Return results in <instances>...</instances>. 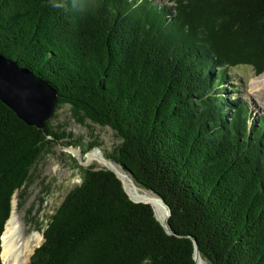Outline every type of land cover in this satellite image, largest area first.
Listing matches in <instances>:
<instances>
[{
	"label": "trees",
	"instance_id": "trees-1",
	"mask_svg": "<svg viewBox=\"0 0 264 264\" xmlns=\"http://www.w3.org/2000/svg\"><path fill=\"white\" fill-rule=\"evenodd\" d=\"M169 2L0 0V53L57 88L55 112L67 104L114 131L105 156L164 199L174 232L89 166L27 264H196L189 236L207 264H264V112L250 122L248 103L222 91L233 67L264 73V0ZM52 118L28 125L0 100V264L14 194L19 209L66 134Z\"/></svg>",
	"mask_w": 264,
	"mask_h": 264
},
{
	"label": "rangeland",
	"instance_id": "rangeland-1",
	"mask_svg": "<svg viewBox=\"0 0 264 264\" xmlns=\"http://www.w3.org/2000/svg\"><path fill=\"white\" fill-rule=\"evenodd\" d=\"M155 1L160 4H173L169 0ZM229 73L240 82L232 80L233 84H230L232 86H226L228 92L225 88L222 91L228 94L236 90L234 94L250 106L252 122L255 116L264 112V82L256 81L260 75H256L249 65H238L229 70ZM51 123L57 130L66 134L58 142L52 143L32 168L31 182L27 186L21 208L18 209L17 193L13 197L12 210L14 208L19 223L16 231L24 237L32 232H39L43 236V230L51 215L61 205L69 191L81 182L85 168L89 166L107 168L97 160L83 164L81 157L94 149L105 156L120 142L109 126H102L89 120L84 123L77 121L67 104L57 109ZM69 141L71 144L67 143ZM90 142L94 144L91 146ZM70 147L80 150V156L73 154L69 150ZM42 242H34L32 248L41 245ZM2 263L6 264L3 260Z\"/></svg>",
	"mask_w": 264,
	"mask_h": 264
},
{
	"label": "water",
	"instance_id": "water-1",
	"mask_svg": "<svg viewBox=\"0 0 264 264\" xmlns=\"http://www.w3.org/2000/svg\"><path fill=\"white\" fill-rule=\"evenodd\" d=\"M57 99H58V90L56 87L50 84L43 77L36 75L27 66L19 65L17 61L8 58L4 54L0 53V100L3 101L5 104H7L18 115L20 119H22L28 125L35 126L40 129L44 128L46 122L52 118L55 112L57 106ZM79 153H81V151H79ZM119 165L122 167L121 164ZM117 177L119 178L118 175ZM120 181L123 185L121 179ZM123 188L133 201L149 204L153 209L156 219L160 222L163 228L168 233L171 234L174 233L168 221L171 213L170 208L168 207V205L166 204V202L162 197H160L151 190L142 188L158 196L163 202V204L166 206L168 210V219L166 221V224H163L159 220L153 206L150 203L145 201L134 200L126 191L124 185ZM12 205H13V200H12ZM189 237L192 239L194 243V248H195L194 259L196 261V253L200 254L198 244L194 237L192 236ZM1 240H2V236H1ZM196 264H198L197 261Z\"/></svg>",
	"mask_w": 264,
	"mask_h": 264
},
{
	"label": "bare ground",
	"instance_id": "bare-ground-1",
	"mask_svg": "<svg viewBox=\"0 0 264 264\" xmlns=\"http://www.w3.org/2000/svg\"><path fill=\"white\" fill-rule=\"evenodd\" d=\"M258 82H264V74L256 78ZM76 156H80L79 151L70 147L69 149ZM85 157V159H84ZM81 157L83 164L89 163L92 160H97L102 165L113 170L122 180L123 185L129 195L137 201H145L150 203L159 220L166 224L168 219V210L161 199L150 191L138 187L129 176V174L117 163L109 158H106L99 150L94 149ZM14 207V206H13ZM16 212L13 208L10 218L8 219L4 233L2 235V252L1 258L6 264H27L32 254V244L34 242H42L43 236L39 232H32L29 236L24 237L21 233H17L16 229L19 227ZM196 261L198 264H205L200 254L196 253Z\"/></svg>",
	"mask_w": 264,
	"mask_h": 264
}]
</instances>
